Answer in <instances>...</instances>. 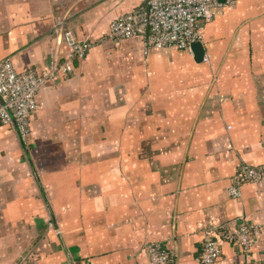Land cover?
Listing matches in <instances>:
<instances>
[{
  "label": "crops",
  "instance_id": "0c3cea01",
  "mask_svg": "<svg viewBox=\"0 0 264 264\" xmlns=\"http://www.w3.org/2000/svg\"><path fill=\"white\" fill-rule=\"evenodd\" d=\"M146 0H0V61L50 70L63 30L104 36ZM192 50L145 54L107 42L39 91L27 144L0 126V264H150L147 247L202 264L204 230L258 224L252 252L222 243L218 264H264V181L229 195L241 163L264 164V0H237Z\"/></svg>",
  "mask_w": 264,
  "mask_h": 264
},
{
  "label": "built area",
  "instance_id": "2783aa9c",
  "mask_svg": "<svg viewBox=\"0 0 264 264\" xmlns=\"http://www.w3.org/2000/svg\"><path fill=\"white\" fill-rule=\"evenodd\" d=\"M237 0H146L132 10L115 17L108 32L97 39L82 40L72 30H63V40L69 47L68 56L55 63L50 70H18L10 58L0 61V126L16 133L23 144L31 134L32 119L39 108V91L54 79L59 71L69 73L76 60L84 58L97 45L107 42L119 43L136 39L143 44L145 54L151 50H192L194 43L203 42L204 27L219 13L222 7H233ZM208 61V57H204ZM264 181V164L254 166L241 163L232 178L229 195L242 196L247 183ZM261 228L246 218L237 226L232 222L212 225L204 230L201 243L202 264H218L223 250L222 243L231 242L250 254L258 241ZM150 264H170L176 253L162 243L147 247Z\"/></svg>",
  "mask_w": 264,
  "mask_h": 264
},
{
  "label": "water",
  "instance_id": "95a60500",
  "mask_svg": "<svg viewBox=\"0 0 264 264\" xmlns=\"http://www.w3.org/2000/svg\"><path fill=\"white\" fill-rule=\"evenodd\" d=\"M191 49L194 53L195 60L197 62H202L205 57V49L202 42L192 44Z\"/></svg>",
  "mask_w": 264,
  "mask_h": 264
}]
</instances>
